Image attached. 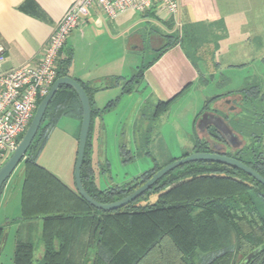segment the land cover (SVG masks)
Returning a JSON list of instances; mask_svg holds the SVG:
<instances>
[{"label":"trees","instance_id":"trees-1","mask_svg":"<svg viewBox=\"0 0 264 264\" xmlns=\"http://www.w3.org/2000/svg\"><path fill=\"white\" fill-rule=\"evenodd\" d=\"M20 8L39 14L34 0H25ZM183 39L179 33L166 36L165 44L159 47L153 60L173 43L184 42ZM69 64V55L59 57L56 78L69 75ZM143 69L144 66H140L126 81L121 94L131 92L142 77ZM81 85L92 108L90 89ZM260 88L261 83L256 81L238 90L243 96L245 116L226 121L235 133L248 139L242 149L228 156L264 176V109L257 107L254 101ZM220 97L215 96L207 103ZM118 99L110 101L105 109ZM170 102L158 101L153 117L165 111ZM54 103L56 112L47 119ZM93 112L92 109L80 174L83 187L97 201L111 202L129 194L158 169L177 159L171 158L163 164L155 162L122 185L99 189L91 157ZM63 116L77 117L79 124L82 117L78 96L67 85H60L55 92L21 161L19 219L41 218L43 224L37 242L16 240L12 264H86L89 258L92 264H238L241 258L264 243V218L250 195V191H254L264 196V185L242 170L215 161H194L178 166L121 208L103 211L93 207L76 189L69 188L37 161L50 131ZM194 139V151L208 152L205 143ZM189 153L186 151L181 157ZM5 227L0 225V246L6 237ZM238 255L241 258L236 263ZM246 264H264V250Z\"/></svg>","mask_w":264,"mask_h":264},{"label":"crops","instance_id":"crops-1","mask_svg":"<svg viewBox=\"0 0 264 264\" xmlns=\"http://www.w3.org/2000/svg\"><path fill=\"white\" fill-rule=\"evenodd\" d=\"M24 1L0 0V44L6 55L4 69L35 64L42 56L46 42L57 22L76 0H34L38 5L39 14L22 10L20 5ZM177 2L179 10L174 16H168L162 10L146 13L125 10L109 19L92 9L68 36L60 57L70 56L69 76H74L90 89L94 110L90 139L92 160L97 147H101L104 142L105 118L113 113V107L125 95L121 92L126 81L140 66H144V69L142 77L136 84H140V91L143 97L145 93V97L140 99L139 103L143 104L144 101L147 103L152 97L156 100L155 103L171 100L167 109L153 117L154 120L167 112L177 100L189 95L192 89L203 90L215 83L216 72L222 69L223 65L222 60L216 59L217 55L230 53V49L234 46L239 48L235 53L241 51L248 60L241 63L230 61L225 63L226 68L245 71L241 85L232 91H238L246 83L255 80L264 82L260 76L261 73L264 74L262 51L264 0H177ZM198 30L201 32L200 35H205L202 40H205L206 44L200 47L196 58L188 52L182 41L173 43L153 60L159 47L165 44L166 36H174L179 31L180 34L184 31V37L188 34V41H193L192 36L194 32L198 33ZM154 42L156 47L151 45ZM133 57L143 59L148 57L149 60H143L135 67L129 66L127 69L130 71H128L126 64ZM224 77L229 83L232 82L227 75ZM121 81H124L123 86L115 94L119 99L114 105L112 103L105 109V106L113 101V89ZM132 92L133 89L127 94ZM223 93L202 94L200 109L197 112L193 111L196 112L192 126L194 132L195 129L200 130L197 117L206 104L218 105L222 99L230 98L238 92H233L231 95L229 93L228 96H222ZM219 95L222 97L207 103L208 100ZM64 117L72 121L69 135L73 150L71 166H69L71 173L64 179L51 167L40 163L39 158L43 148L37 156V161L69 188L75 189L73 173L80 124L77 117L70 116L61 117L56 124ZM22 182L23 164L20 165L18 172L10 176L3 187L0 225L6 226L7 233L0 256L9 238V243L14 249L17 239L37 242L42 234L41 218L19 219ZM12 198L18 200L11 206Z\"/></svg>","mask_w":264,"mask_h":264},{"label":"rangeland","instance_id":"rangeland-1","mask_svg":"<svg viewBox=\"0 0 264 264\" xmlns=\"http://www.w3.org/2000/svg\"><path fill=\"white\" fill-rule=\"evenodd\" d=\"M199 31V34L197 32H194V35L192 34L193 41L184 39L185 47L188 52L192 53L194 58H196L200 47H204L206 44V41L202 40L205 35H200L201 32ZM181 35L184 37V31H181ZM151 45L156 47L155 42ZM237 49H239L238 46H234L230 49V53L217 55L218 58L216 59L222 60L223 65L221 66L222 69L216 72L215 83L203 90L192 89L189 95L177 100L167 112L156 120L153 119L156 100L152 97L147 103L145 101L143 104L139 103L140 99L145 97V93L143 97L142 91H140V84H135L136 86L133 87L131 94L125 93L113 107V113L105 118L106 132L104 134V142L101 147H97V152L93 156L92 166L94 167L96 186L99 189H104L122 185L151 168L155 162L163 164L171 158H180L182 153L186 151L192 152L195 141V132L192 129L194 113L202 105V94L212 95L224 92L222 96H228L229 93L231 95V93L237 92L232 90H236L242 83L241 78L245 75V71L241 72L238 68H226L225 66L228 61L241 63L248 60L247 56L241 51L235 53ZM262 51L264 52V49ZM143 60L148 61L149 58H131L126 64V70L130 71L127 69L129 66L135 67ZM226 75L232 79V82H228L224 77ZM260 76L264 80V74L261 73ZM254 82L256 83V80ZM123 83L124 81H121L113 89V99L116 98L115 94L119 92ZM223 100L220 101L222 103L221 107L225 109L226 106H223ZM254 101L257 107L264 109V82L261 83L260 93L255 97ZM209 108H213V105L210 104ZM55 109L54 103L49 110L47 119L56 112ZM71 122L70 118L64 117L54 125L39 158L40 163L51 167L64 179L71 173L69 168L73 152L69 136ZM36 148L33 150V154ZM8 155L9 153L6 154L2 162ZM21 164L22 162L13 173L18 172ZM2 193L0 202L3 199ZM250 195L264 218V196L254 191H250ZM17 200L18 198H12L11 206ZM9 240L10 238L0 256V264H12L14 249ZM240 258L241 255L236 257V263Z\"/></svg>","mask_w":264,"mask_h":264},{"label":"built area","instance_id":"built-area-1","mask_svg":"<svg viewBox=\"0 0 264 264\" xmlns=\"http://www.w3.org/2000/svg\"><path fill=\"white\" fill-rule=\"evenodd\" d=\"M92 9L109 19L125 10L138 13L162 10L174 16L179 4L177 0H76L57 22L35 64L4 69L6 55L0 44V164L16 147L38 100L47 94L56 79L58 59L68 36Z\"/></svg>","mask_w":264,"mask_h":264},{"label":"water","instance_id":"water-1","mask_svg":"<svg viewBox=\"0 0 264 264\" xmlns=\"http://www.w3.org/2000/svg\"><path fill=\"white\" fill-rule=\"evenodd\" d=\"M60 85H67L76 92L82 109V117L79 127L77 152H76L74 173H73L75 189L83 199H85L89 204H91L93 207L99 210L112 211L133 202L167 172L185 163L194 162V161L207 160V161H215L226 165H230L234 168L242 170L244 173L254 178L257 182L264 185V176L258 173L255 169H253L249 165L243 163L242 161L224 154L217 153L215 151L213 152L202 151V152L189 153L186 156H182L165 164L163 167L158 169L146 182H144L142 185L134 189L129 194L117 200L111 202L97 201L92 196H90L83 187L81 181V174H80L81 165L84 157V151L88 138L90 122H91L92 108H91L89 96L85 88L74 76L66 75V76L57 77L54 80L47 94L42 98V100L37 105L34 114L31 118V121L27 126L21 139L18 141L16 147L7 156L4 162L0 164V189L3 186V184L10 178L12 173L15 171L17 166L21 163V161L25 157V154L31 142L38 131V128L42 121L43 115L46 111V108L49 105L51 99L53 98L55 92L57 91ZM198 127L200 128L201 131H204L208 127H213L217 132H219L225 138L227 142H230L234 145H238L241 143V140L239 139L237 134L230 128L227 122L219 114L210 113L208 111L201 113L198 122ZM263 137H264V132H263ZM6 233L7 230H5V234ZM3 245H4V241L0 246V250L1 248H3ZM262 250H264V243L259 245L257 248H255L248 255L241 258L238 264H246L253 256L257 255ZM86 264H92V259L89 258L86 261Z\"/></svg>","mask_w":264,"mask_h":264},{"label":"flooded vegetation","instance_id":"flooded-vegetation-1","mask_svg":"<svg viewBox=\"0 0 264 264\" xmlns=\"http://www.w3.org/2000/svg\"><path fill=\"white\" fill-rule=\"evenodd\" d=\"M212 105H213V108L211 109L209 108L210 106L209 104L205 106L200 112V114L203 113L204 111L214 112L216 114H219L225 121L226 119L231 120V118L235 116H238V117L245 116L243 96L241 95V93L233 94L230 96V98H225L223 100V106L224 107L226 106L225 109H222L221 102L218 105H215V104H212ZM199 116L197 117V119L199 118ZM236 134L241 140V143L238 145H234L230 142H227L225 138L219 132H217L213 127H208L204 131L195 129L194 138H196L200 142L205 143L208 147V152L215 151L217 153L228 156V154L235 153V151L237 150L239 151L248 143V139L246 137H244L240 133H236ZM192 152H196V151L192 150Z\"/></svg>","mask_w":264,"mask_h":264}]
</instances>
